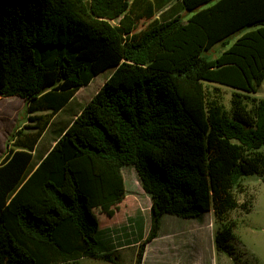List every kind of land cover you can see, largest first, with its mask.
Here are the masks:
<instances>
[{
  "label": "trees",
  "instance_id": "obj_1",
  "mask_svg": "<svg viewBox=\"0 0 264 264\" xmlns=\"http://www.w3.org/2000/svg\"><path fill=\"white\" fill-rule=\"evenodd\" d=\"M212 3V4H211ZM210 4V5H209ZM209 5L205 8L204 6ZM187 12L154 19L149 0H0V97L29 114L49 112L0 164V264H118L96 240L95 208L124 198L121 168L132 166L161 219L219 223L240 205L244 177L264 179V0H180ZM149 22L136 31L140 20ZM256 27L214 59L205 52ZM112 70L101 88L34 162L49 120L78 89ZM229 88L228 107L217 87ZM46 118V119H45ZM233 225L215 235L233 254Z\"/></svg>",
  "mask_w": 264,
  "mask_h": 264
},
{
  "label": "rangeland",
  "instance_id": "obj_2",
  "mask_svg": "<svg viewBox=\"0 0 264 264\" xmlns=\"http://www.w3.org/2000/svg\"><path fill=\"white\" fill-rule=\"evenodd\" d=\"M149 1L153 2L156 7H160L153 17L159 20L169 18V7L176 6L174 0ZM192 14L193 12L183 10L179 13V17L182 21H186ZM148 22V20H140L136 31L143 29ZM220 53L221 44H216L205 52V56L214 59ZM111 73L112 70L99 73L87 86L78 89L61 111L48 119V126L36 146L35 163L54 145L60 131L79 114ZM205 85L209 90L217 87L216 93L219 94L223 104L228 107L231 94L229 89L210 84ZM263 93L264 82L257 97H263ZM48 113L41 111L29 114L25 102L20 98L0 97V164L10 150L16 149V143L19 139H23V134L37 131L39 121L31 120L29 117L33 115L46 117L45 115ZM261 151L264 153V148ZM121 174L125 187L124 198L114 204L95 208L92 214L98 222L101 221L99 226L102 227L104 224L101 217L110 218L115 215L117 208L119 212H129L132 216L136 212L140 213L142 215L141 231L145 237L151 224V199L143 191L132 166L121 168ZM240 187L241 190L236 191L235 196L240 205L251 204L252 208L248 214L242 207H239L228 213L224 221L220 223L215 220L212 211L206 213L200 220H184L174 216H164L161 219L157 237L150 244L145 245V264H264V179L258 176L244 177L240 181ZM118 204H120L119 207ZM223 224L233 225V240L231 242L233 254L231 255L217 251L215 247V235ZM138 249L139 244L128 249L122 258L118 257V264H136ZM114 254L119 255L117 252ZM97 261L105 263L101 260ZM86 263L90 262L87 260L84 264Z\"/></svg>",
  "mask_w": 264,
  "mask_h": 264
},
{
  "label": "crops",
  "instance_id": "obj_3",
  "mask_svg": "<svg viewBox=\"0 0 264 264\" xmlns=\"http://www.w3.org/2000/svg\"><path fill=\"white\" fill-rule=\"evenodd\" d=\"M174 1L176 3V6H170L169 7V17H174L176 15H179V13L183 11V9L180 6V0H174ZM152 4H154V3L152 2ZM209 5H206L203 8H205ZM186 21H183V22H186ZM255 29H256V27L248 26V27L242 28V29L234 32L233 34H231L227 38L221 40V43H218V44H221V55L225 51H227L241 36H243L244 34L250 32V31H253ZM263 82H264V80H263ZM263 82H262V84H263ZM221 87L229 89V88L224 87V86H221ZM257 94H256V97H257ZM261 98H264V96ZM46 152L42 156H40V158H42L46 154ZM35 154H36V151H35V153H33L34 157H35ZM119 206H120V204H118V207ZM117 209H116L115 215L111 216L110 218H103L100 216L101 219H103L102 222H103L104 226H102V227L99 226V230H98V233L96 235V240L99 243L101 248L107 250L108 252H113V253L117 252L119 254L117 256V258L118 257L122 258L128 249L133 248L136 245H138L139 242L144 238V236L142 235L143 232L141 231L142 215L140 213L136 212L135 215L132 216L129 214V212L121 213ZM100 222L101 221H99V224H100ZM153 240H155V239H153ZM152 241H150V242H152ZM150 242L148 244H150ZM145 253H146V250L143 253V258H142L141 264H145V258H144ZM87 260L90 263H86V264H112L109 262H105V263L98 262L97 260H92V259H87V258L79 259L78 264H84V262H86Z\"/></svg>",
  "mask_w": 264,
  "mask_h": 264
}]
</instances>
